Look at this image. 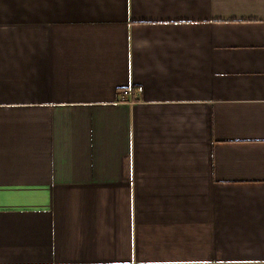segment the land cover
I'll return each mask as SVG.
<instances>
[{"label": "crops", "instance_id": "1", "mask_svg": "<svg viewBox=\"0 0 264 264\" xmlns=\"http://www.w3.org/2000/svg\"><path fill=\"white\" fill-rule=\"evenodd\" d=\"M0 264H264V0H0Z\"/></svg>", "mask_w": 264, "mask_h": 264}, {"label": "built area", "instance_id": "2", "mask_svg": "<svg viewBox=\"0 0 264 264\" xmlns=\"http://www.w3.org/2000/svg\"><path fill=\"white\" fill-rule=\"evenodd\" d=\"M142 90L143 87L141 85H137L135 87H121L118 89L115 101L119 103H132L139 99L138 95L142 92Z\"/></svg>", "mask_w": 264, "mask_h": 264}]
</instances>
